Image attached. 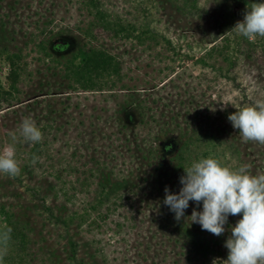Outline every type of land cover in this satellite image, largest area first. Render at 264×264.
I'll return each instance as SVG.
<instances>
[{"label": "rangeland", "instance_id": "374dc122", "mask_svg": "<svg viewBox=\"0 0 264 264\" xmlns=\"http://www.w3.org/2000/svg\"><path fill=\"white\" fill-rule=\"evenodd\" d=\"M252 1L233 6L224 0H99L114 19L153 32V39L141 43L97 29L90 36L87 29L94 20L82 0H0V50L17 54L20 67L19 93L10 98L12 106L0 99V151L11 143V133L19 137L24 118L42 132L37 144L20 138L15 145L20 174H0V203L27 216L35 230L28 256L17 264H70L68 236L90 264H212L227 259V229L235 226L238 214L229 216L219 237L192 224L215 238L223 256L196 260L188 255L176 241L174 226L160 216L165 188L178 194L184 171L174 169V153L159 166L160 161L146 157L136 145L156 148L180 140L176 134L160 133L167 126L163 123L176 117L168 126L173 129L178 123L188 132L185 118L177 113L188 112L193 118L197 112L199 119L187 122L209 134L200 152L212 151L221 165L234 171L246 166L252 175L264 174V144L243 141L227 119L242 108L264 105V48L251 45L256 39L228 32L243 20ZM226 6L232 8L230 13ZM49 41L64 43L61 55L67 58L82 45L103 49L115 57L120 75L103 91L72 90L64 61L48 58L38 48ZM213 45L217 52L207 56ZM199 57L223 68L229 64L224 58H230L235 64L229 74L233 81L198 64ZM9 70L2 54L1 89L9 90ZM122 123L129 124L127 131ZM159 172L165 179L163 187L153 185L158 191L151 182ZM101 174L118 181H136L142 174L149 180L139 182L137 192L123 193L93 211ZM40 199L55 216L76 215L68 230L55 224ZM193 209L200 211L201 205L190 201L187 217Z\"/></svg>", "mask_w": 264, "mask_h": 264}, {"label": "trees", "instance_id": "16d2710c", "mask_svg": "<svg viewBox=\"0 0 264 264\" xmlns=\"http://www.w3.org/2000/svg\"><path fill=\"white\" fill-rule=\"evenodd\" d=\"M225 3H230L233 6L242 5L243 0H224ZM87 12L93 17L91 25L88 26L87 32L91 36L94 29L100 30L103 33L108 34L112 38H131L135 37L138 42H145V39H153V32L149 29L142 30L136 27L134 24H124L118 18H113V16L102 8L99 0H82ZM257 2V0L252 1V3ZM250 3L248 8L251 7ZM227 10H232L231 7L226 6ZM247 8V9H248ZM226 10V11H227ZM231 26V25H230ZM229 26V27H230ZM228 27V26H227ZM138 32V34L134 35V33ZM226 33L222 31L220 33V37L224 36ZM226 36L222 38L225 39ZM170 44V42H167ZM252 46H261L264 48L263 37L257 36L255 43L251 44ZM38 48L44 52V54L48 58L54 57L55 60H63L64 63V76L69 77L70 84H68V88L81 89L82 91H103L102 89L109 87L114 84V79L116 80L120 75V66L118 62L115 60V57L111 55L109 52L94 48L88 44L82 45L77 48L74 52H70L69 58L67 56L61 55V53L65 50L66 45L64 43H56L52 45L49 41L46 43H39ZM218 46L213 45L211 49L206 53L207 56H211L212 52H217ZM5 54L8 65L10 66V70L8 75L6 76V80L9 83V90H4L0 88V99L6 101L9 107L12 106L10 98H13V93H19L17 89L16 83L20 78V67L18 64L19 56L17 54L9 53L5 49L3 51L0 50V56ZM218 54H222L221 51H218ZM229 61L228 67L223 68L217 65H212L207 63L205 57H199L196 62L203 67H209L210 69L217 71L218 74L226 80L233 81L230 77L231 69L235 66L234 62L231 61L230 58H224ZM76 84V85H74ZM110 90V89H109ZM123 113L128 114L126 108L122 109ZM178 117L183 116L185 118L186 127L190 128L184 130L181 128V125L178 123H174V128H170L169 122H174L176 117H170L169 121H165L163 124L167 125L164 129L161 127L160 133L167 134H176L178 141L176 142H167L160 143L156 148H151L148 144H143L144 148L136 145V149L145 154L146 157H151L152 159L157 160L159 162V166H163L162 160L165 159L166 155L170 153H174V157H170V161L175 160L176 166L175 170L181 171L183 169H187L191 165L192 162L198 161L201 158H213L220 162V159L216 155H212V151H202L200 152V147L206 146L205 141L208 139V133H202V129L193 128L187 120L189 119H199V115L197 112L194 113L193 118L188 116L185 113L180 114L177 113ZM205 120V118H201ZM208 119V118H207ZM206 119V120H207ZM129 124L122 123V129L128 130ZM132 132V130H131ZM157 136V135H156ZM211 136V134H210ZM157 139V137H155ZM148 145V146H147ZM233 147V145H231ZM37 150V145L33 147L32 152ZM194 155L192 156V154ZM223 166V165H222ZM156 171H159L160 168L156 167ZM137 180H127L122 179L118 181L116 179H110L109 174L104 176H100V182L98 183L99 191L97 192L94 204L91 205L93 211L99 210L100 207L104 206L112 199L116 197H121L123 193H127L129 191H138V189L142 188L139 186V182H146L149 180V176L145 175H136ZM165 179L163 173H157V175L153 178L154 182H151V185L163 187V183L161 179ZM154 190H158L159 188H154ZM36 195L38 193H35ZM171 194V192H170ZM39 198V195H37ZM43 205V208L50 214V217H53L55 220V224L58 226L62 225L65 230H68L71 224L74 222V216L62 217L55 216L50 207H45L44 199H40ZM160 216L167 223V225L174 226V229L177 231V239L178 243H181L182 246L187 250L188 255H192L194 259H210V258H220L223 256L220 253V250L216 249L217 244L216 240L213 237L203 234L195 227L190 225L187 221H185L188 216L185 212L184 217H182L179 221L174 218V213L170 212L168 207L164 206L160 209ZM0 217L3 221V226L0 227V264H17L23 261L25 257H27V253L29 250V245L31 244L30 235L35 233L34 227L30 226V222L27 216H22L20 212L9 210L5 204L0 203ZM241 214H238V219H241ZM214 244V246H213ZM68 260L70 264H90L89 261L78 255V247L79 245L74 241L72 236H68ZM92 258V257H91Z\"/></svg>", "mask_w": 264, "mask_h": 264}, {"label": "clouds", "instance_id": "9594fccd", "mask_svg": "<svg viewBox=\"0 0 264 264\" xmlns=\"http://www.w3.org/2000/svg\"><path fill=\"white\" fill-rule=\"evenodd\" d=\"M228 32L249 40L264 37V0L252 3L243 20ZM227 119L243 141L264 144V105L242 108ZM10 138L11 143L0 151V174L15 177L20 174L15 145L20 138L25 143L37 144L42 132L34 121L24 118L19 137L13 132ZM183 171L178 194H170L165 188L163 199V205L177 221L184 217L190 201L201 205L200 211L193 209L187 217L190 225L198 224L201 230L217 237L225 233L229 216L242 217L227 229V259H214L212 264H264V174L252 175L246 166L234 171L213 158H201Z\"/></svg>", "mask_w": 264, "mask_h": 264}]
</instances>
